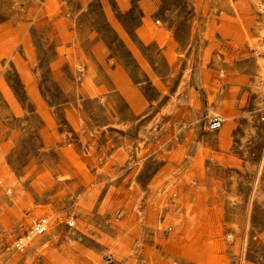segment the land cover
Listing matches in <instances>:
<instances>
[{
	"label": "rangeland",
	"instance_id": "1",
	"mask_svg": "<svg viewBox=\"0 0 264 264\" xmlns=\"http://www.w3.org/2000/svg\"><path fill=\"white\" fill-rule=\"evenodd\" d=\"M0 261L264 264V0H0Z\"/></svg>",
	"mask_w": 264,
	"mask_h": 264
},
{
	"label": "built area",
	"instance_id": "2",
	"mask_svg": "<svg viewBox=\"0 0 264 264\" xmlns=\"http://www.w3.org/2000/svg\"><path fill=\"white\" fill-rule=\"evenodd\" d=\"M225 120L222 116L216 114L211 116L208 121V131L215 132L222 128ZM50 227L49 220L47 218H39L32 223L30 228L21 236H18L14 241V249L16 252L22 253L24 252L32 238L44 236ZM0 264H3L0 261Z\"/></svg>",
	"mask_w": 264,
	"mask_h": 264
},
{
	"label": "bare ground",
	"instance_id": "3",
	"mask_svg": "<svg viewBox=\"0 0 264 264\" xmlns=\"http://www.w3.org/2000/svg\"><path fill=\"white\" fill-rule=\"evenodd\" d=\"M31 240H32V239H31ZM31 240H30V242H31ZM38 243H39V242H38ZM38 243H37V241H34L33 244H32V246H34V248H35V247L37 248L36 244H38ZM39 246H40V245H39ZM39 246H38V247H39ZM36 248H35V249H36Z\"/></svg>",
	"mask_w": 264,
	"mask_h": 264
}]
</instances>
